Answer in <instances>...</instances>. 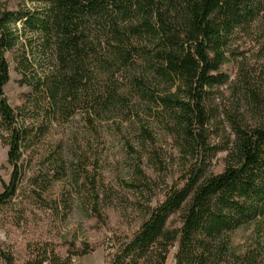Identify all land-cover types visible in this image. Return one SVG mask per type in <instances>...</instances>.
Returning <instances> with one entry per match:
<instances>
[{
    "label": "trees",
    "instance_id": "1",
    "mask_svg": "<svg viewBox=\"0 0 264 264\" xmlns=\"http://www.w3.org/2000/svg\"><path fill=\"white\" fill-rule=\"evenodd\" d=\"M10 1L0 6V142L11 168L0 209L15 197L23 157L37 137L24 108H12L4 94L8 54L19 53L16 69L27 77L31 35L52 62L46 75L28 82L37 106L65 118L81 111L95 129L125 104L120 89L127 84L130 95L171 113L175 144L187 160L139 227L109 245L106 264H165L172 249L174 264H264L253 252L235 255L229 242L234 231L264 218L263 90H252L244 75L246 102L223 112L213 102V92L229 83L221 71L229 42L264 18V0H29L35 9L15 11ZM221 114L229 130L224 145L214 143L211 130ZM220 153L224 167L214 174ZM93 197L97 204L99 192ZM34 251L25 264H76L90 247L70 243L60 255L44 244ZM0 259L13 264L1 248Z\"/></svg>",
    "mask_w": 264,
    "mask_h": 264
},
{
    "label": "rangeland",
    "instance_id": "2",
    "mask_svg": "<svg viewBox=\"0 0 264 264\" xmlns=\"http://www.w3.org/2000/svg\"><path fill=\"white\" fill-rule=\"evenodd\" d=\"M35 7L29 0H11L7 8ZM20 43L26 50V40ZM30 48L25 80L16 69L22 62L19 53L7 55L10 81L4 88L5 97L12 108H24L25 124L37 137L23 157L15 197L0 209V248L12 255L13 264H25L34 261V250L44 244L60 255L70 243L76 248L87 244L89 254L75 263L106 264L109 245L115 238L133 233L146 219L148 209L162 200L166 186L185 170L187 160L172 135V115L145 98L130 95L127 84L120 89L125 104L101 123L96 122L95 129L84 121L81 111L65 118L49 105L41 103L39 107L37 93L28 82L46 75L52 62L49 51L35 49L39 45L31 35ZM225 57L221 71L229 83L213 92L214 106L223 112L224 107L238 108L246 102L244 75L252 90L259 95L263 90L264 98V18L234 36ZM211 130L214 143L224 145L229 130L222 114ZM223 157L220 153L212 161L214 174L222 171ZM10 175L7 147L0 142V193ZM95 192H99L97 204ZM229 242L235 255L253 252L263 260L264 218L234 231ZM174 253L175 249L170 250L165 264H174ZM0 264H4L1 259Z\"/></svg>",
    "mask_w": 264,
    "mask_h": 264
}]
</instances>
